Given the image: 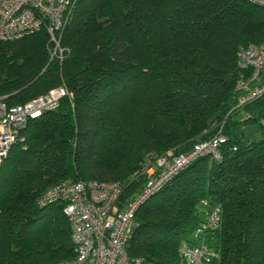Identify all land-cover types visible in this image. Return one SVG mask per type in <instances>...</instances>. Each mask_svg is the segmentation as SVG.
Instances as JSON below:
<instances>
[{"label": "trees", "instance_id": "trees-1", "mask_svg": "<svg viewBox=\"0 0 264 264\" xmlns=\"http://www.w3.org/2000/svg\"><path fill=\"white\" fill-rule=\"evenodd\" d=\"M69 12L58 32L61 57L52 56L45 28L0 39V95L8 104L61 82L69 92L27 119L0 162V264L73 257L63 203L37 202L50 186L116 180L123 202L141 190L142 170L157 156L218 132L220 157L198 156L147 197L126 250L141 264H178L179 245L193 239L205 207L218 204L219 224L202 236L206 264H264V135L242 128H264V93L234 108L236 80L250 71L236 52L264 39V4L75 0Z\"/></svg>", "mask_w": 264, "mask_h": 264}, {"label": "built area", "instance_id": "built-area-1", "mask_svg": "<svg viewBox=\"0 0 264 264\" xmlns=\"http://www.w3.org/2000/svg\"><path fill=\"white\" fill-rule=\"evenodd\" d=\"M75 0H0V39L11 40L45 28L53 42L51 54L62 56L58 32L67 21ZM264 4V0H252ZM237 64L247 76L236 80L239 95L234 108L260 97L264 93V39L240 45ZM245 74V73H244ZM64 82L23 103L8 104L0 95V162L10 146L21 136L30 117H37L55 108L60 98L68 94ZM225 136L217 134L196 141L188 151L169 156L159 155L146 166L141 190L132 198L121 201L122 184L116 180L67 178L50 186L38 198L39 205L54 201L63 203L74 255L61 264H141V257L129 256L126 245L136 225L135 212L152 193L160 189L180 169L200 155L211 153L220 157L218 146ZM137 174V172H136ZM207 204L206 200L202 201ZM220 219V206L205 207L203 219L193 232L190 242L179 245L178 264H206L211 255L202 236L214 230ZM197 239V240H196Z\"/></svg>", "mask_w": 264, "mask_h": 264}, {"label": "rangeland", "instance_id": "rangeland-1", "mask_svg": "<svg viewBox=\"0 0 264 264\" xmlns=\"http://www.w3.org/2000/svg\"><path fill=\"white\" fill-rule=\"evenodd\" d=\"M238 116L239 117H242L243 116L242 111H240L238 113ZM257 126H258L257 123H253V124L245 125L242 128H243L246 136L252 137V138H260V137H262L264 135V128L263 129L257 128Z\"/></svg>", "mask_w": 264, "mask_h": 264}, {"label": "water", "instance_id": "water-1", "mask_svg": "<svg viewBox=\"0 0 264 264\" xmlns=\"http://www.w3.org/2000/svg\"><path fill=\"white\" fill-rule=\"evenodd\" d=\"M61 264V263H60Z\"/></svg>", "mask_w": 264, "mask_h": 264}]
</instances>
